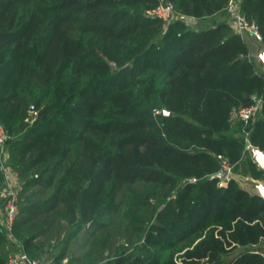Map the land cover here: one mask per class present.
I'll return each mask as SVG.
<instances>
[{
	"label": "trees",
	"instance_id": "obj_1",
	"mask_svg": "<svg viewBox=\"0 0 264 264\" xmlns=\"http://www.w3.org/2000/svg\"><path fill=\"white\" fill-rule=\"evenodd\" d=\"M236 11L264 43V0H0V191L7 168L20 192L0 264L11 244L60 260L89 226L83 264H264V198L218 176L226 158L264 180V71Z\"/></svg>",
	"mask_w": 264,
	"mask_h": 264
},
{
	"label": "built area",
	"instance_id": "obj_2",
	"mask_svg": "<svg viewBox=\"0 0 264 264\" xmlns=\"http://www.w3.org/2000/svg\"><path fill=\"white\" fill-rule=\"evenodd\" d=\"M149 16L158 17L165 21H173L175 19H184L191 20L186 17L184 14L176 13L174 6L170 3L163 4L162 6L149 10L147 12ZM233 25L237 32L239 33H249L256 37L257 39L262 40V35L259 29V26L250 21L244 14L240 11H236L233 18ZM263 105L262 98L256 99V101L250 105L242 106L236 109L233 112L234 119H240L248 121L250 119H255ZM9 135L6 131L3 124L0 123V153L2 155V159H5L4 155L6 153V144L8 141ZM252 145L248 142L247 148L251 149ZM4 160H2L3 162ZM6 169V178H7V186L3 190L4 200L0 204V209L2 211L1 222L4 225L7 233L13 238L14 236V225L17 219V216L20 213V192L18 186V178L17 173ZM223 169H227L230 174L233 170L232 165L225 158L223 159ZM228 179V178H226ZM196 180V179H192ZM220 184H225L222 181ZM23 248V244H20ZM8 264H51L48 260L43 257H32L28 252L23 249H19L17 252L11 253L8 256Z\"/></svg>",
	"mask_w": 264,
	"mask_h": 264
},
{
	"label": "rangeland",
	"instance_id": "obj_3",
	"mask_svg": "<svg viewBox=\"0 0 264 264\" xmlns=\"http://www.w3.org/2000/svg\"><path fill=\"white\" fill-rule=\"evenodd\" d=\"M234 2H235V5H236V3H237L236 0H234ZM163 4L164 3H160L155 8H158V7L162 6ZM155 8H153V9H155ZM166 22H170V21H166ZM241 34L243 35V37L246 40L247 44L250 45V47L252 48V50H250V55L252 57H254L256 60L258 59L257 60V63L259 61V64L258 65L264 71V69L262 67V63H261V61L259 59V53H260L261 50L264 49V43H263V41L260 40V39H257L253 35H251L249 33H246V32H243ZM257 117H259V116H257ZM0 156L2 158L1 153H0ZM230 175L233 176V177H235L240 182V184L243 187H248V184H247V180L246 179L247 178H250L251 177L250 175H243V174H240V173H236V172H233V170H232V172H231ZM251 178H253V177H251ZM224 179H226V178H224ZM260 181H264V180H260ZM3 200H4V195L1 196L0 203H2ZM115 215L117 216V218H120L122 216L121 212H117ZM89 227H86L85 229H83L80 232L79 236L72 242V245H71V248H70L71 249V253L75 256V258H77L76 259L77 261H75L74 263L77 262V264H83L82 259L84 257L85 252L87 251L88 243L91 240ZM51 241L53 242L54 240L53 239H50L49 242H51ZM122 243H125V240H123ZM11 245L12 246H9V248H8L9 255L11 253L17 252L19 250L17 248L18 245L17 246L16 245L13 246V244H11ZM250 249H257V250H259V251H261V252L264 253V243H262L260 245H257V246H254V247H250ZM238 252H240V251H238Z\"/></svg>",
	"mask_w": 264,
	"mask_h": 264
},
{
	"label": "water",
	"instance_id": "obj_4",
	"mask_svg": "<svg viewBox=\"0 0 264 264\" xmlns=\"http://www.w3.org/2000/svg\"><path fill=\"white\" fill-rule=\"evenodd\" d=\"M259 59L262 63V67L264 69V49L260 51ZM128 66L129 65H127L126 67H128ZM32 110H33V108H32ZM165 114L171 115L172 112L165 111ZM251 154H252L253 160L258 164V166L262 170H264V151L261 150L259 147L252 145ZM218 176H220L222 178H228V179L231 177L230 172L227 169H223L218 174ZM246 180H247L248 187H244V188L251 191L252 193H255V194L261 196L262 198H264V181H260V180H257V179L251 178V177L247 178Z\"/></svg>",
	"mask_w": 264,
	"mask_h": 264
},
{
	"label": "crops",
	"instance_id": "obj_5",
	"mask_svg": "<svg viewBox=\"0 0 264 264\" xmlns=\"http://www.w3.org/2000/svg\"><path fill=\"white\" fill-rule=\"evenodd\" d=\"M236 5H238V0H236ZM234 4H235V2H234ZM234 8V7H233ZM233 11V10H232ZM249 46V49L250 50H252V48L250 47V45H248ZM253 54V53H252ZM255 55V54H254ZM258 60V59H257ZM258 64H259V61H258ZM3 191L1 192L0 191V196H3ZM1 217H2V211H1V209H0V219H1ZM42 241L44 242L45 241V243H44V245H43V249H45V250H48V248L51 246V245H53L52 243V241L51 242H49V241H47V240H44V238L42 239ZM21 244V243H20ZM71 245H72V243H71ZM71 245L69 246V248H68V250H67V252H66V254L62 257V259H60V260H56L57 258H55V255H51L49 252H47V254L46 255H48L49 257L47 258V260L51 263V264H77V262L76 263H74L75 261H77L76 259L77 258H75V256L71 253ZM59 253V251H57L56 252V254H58ZM44 254V253H43ZM43 258H44V256H43Z\"/></svg>",
	"mask_w": 264,
	"mask_h": 264
}]
</instances>
